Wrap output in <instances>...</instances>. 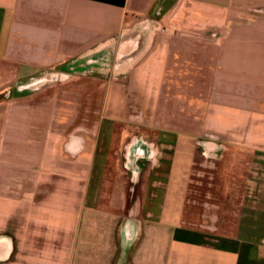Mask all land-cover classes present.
Returning a JSON list of instances; mask_svg holds the SVG:
<instances>
[{"label": "crops", "instance_id": "crops-1", "mask_svg": "<svg viewBox=\"0 0 264 264\" xmlns=\"http://www.w3.org/2000/svg\"><path fill=\"white\" fill-rule=\"evenodd\" d=\"M0 264H264V0H0Z\"/></svg>", "mask_w": 264, "mask_h": 264}, {"label": "rangeland", "instance_id": "rangeland-1", "mask_svg": "<svg viewBox=\"0 0 264 264\" xmlns=\"http://www.w3.org/2000/svg\"><path fill=\"white\" fill-rule=\"evenodd\" d=\"M108 107L110 109L111 103L110 99L105 98V116L112 117L109 113ZM141 118V117H140ZM199 149V147H198ZM121 159V156H119ZM124 160V159H123ZM202 157V160L198 163L197 166L200 172L195 173L198 177L194 182V186L190 189V193L186 195V213L192 219H190V225L192 228L219 233V234H232L230 226L227 223L230 221L229 217L232 220L237 221V218L245 212L249 215L255 216L257 213L255 209L245 210V203L249 201H256V193L252 191L256 190L257 186V172H256V163L248 167V180L255 188L247 187L243 184V187L238 184L237 188L234 189L236 193L224 194L221 189L217 191V194H214L212 189L214 175L211 173L212 170H215L214 165L210 164L208 161H205ZM124 166V161L120 162ZM145 167H143L144 169ZM222 168H224L222 166ZM225 169V168H224ZM195 171V170H194ZM246 181V179L244 180ZM223 184V180L221 182ZM249 183V184H250ZM220 185V184H219ZM249 188V190L247 189ZM249 191V194L246 192ZM228 219L225 223V220ZM237 227V226H236ZM235 228V224L233 226ZM251 228V227H250ZM254 230L256 226L253 227Z\"/></svg>", "mask_w": 264, "mask_h": 264}, {"label": "water", "instance_id": "water-1", "mask_svg": "<svg viewBox=\"0 0 264 264\" xmlns=\"http://www.w3.org/2000/svg\"><path fill=\"white\" fill-rule=\"evenodd\" d=\"M132 164L134 165V164H135V162H132Z\"/></svg>", "mask_w": 264, "mask_h": 264}, {"label": "flooded vegetation", "instance_id": "flooded-vegetation-1", "mask_svg": "<svg viewBox=\"0 0 264 264\" xmlns=\"http://www.w3.org/2000/svg\"><path fill=\"white\" fill-rule=\"evenodd\" d=\"M141 153H142V151H141Z\"/></svg>", "mask_w": 264, "mask_h": 264}]
</instances>
